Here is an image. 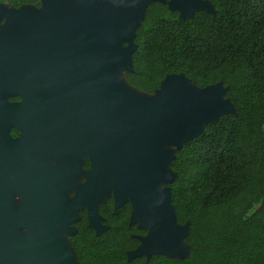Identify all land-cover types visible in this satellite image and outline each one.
Masks as SVG:
<instances>
[{
  "label": "water",
  "instance_id": "obj_1",
  "mask_svg": "<svg viewBox=\"0 0 264 264\" xmlns=\"http://www.w3.org/2000/svg\"><path fill=\"white\" fill-rule=\"evenodd\" d=\"M153 3L182 20L216 15L209 0L0 4V78L7 72L41 76L42 134L52 137L58 154L68 153L75 181L86 179L76 186L59 168L48 169L41 182L9 173L0 148V264H79L68 240L78 231L79 212L86 210L89 227L102 235L109 227L99 208L110 198L115 209L130 203V224L147 232L135 236L140 244L128 261L190 255V224L178 223L172 203L177 174L171 163L208 125L237 111L221 82L200 88L171 74L154 94L128 82L136 32ZM85 160L90 169L79 172ZM16 195L23 197L19 208Z\"/></svg>",
  "mask_w": 264,
  "mask_h": 264
},
{
  "label": "trees",
  "instance_id": "obj_2",
  "mask_svg": "<svg viewBox=\"0 0 264 264\" xmlns=\"http://www.w3.org/2000/svg\"><path fill=\"white\" fill-rule=\"evenodd\" d=\"M216 15L179 18L151 4L136 32L134 72L126 79L154 94L167 75L183 74L200 88L223 83L237 114L208 125L177 152L172 203L190 224L185 259L156 255L128 261L145 231L130 224L132 205L99 208L109 229L97 235L81 213L70 237L79 264H264V0H209ZM40 0H0L11 7ZM255 206H258L255 208Z\"/></svg>",
  "mask_w": 264,
  "mask_h": 264
},
{
  "label": "flooded vegetation",
  "instance_id": "obj_3",
  "mask_svg": "<svg viewBox=\"0 0 264 264\" xmlns=\"http://www.w3.org/2000/svg\"><path fill=\"white\" fill-rule=\"evenodd\" d=\"M48 83L51 84L52 81H48ZM41 84V76L38 74L7 72L0 78L1 155L9 173L28 175L31 179L37 178L41 182L43 174L48 169L59 168L65 173L67 182L74 184V167L68 153L60 151V154H58V145L53 142L52 137L42 134L41 122L44 113L41 111L40 103L42 96ZM48 95H51V93ZM48 114L53 116L54 113L51 111ZM1 160L0 158V165ZM89 169L90 162L85 160L81 163L79 172L88 171ZM79 176L77 179L81 184H84L86 179L84 177L79 178ZM52 179L53 177H51V181ZM62 184L64 182L60 183V185ZM51 185L56 187L57 183L52 182ZM73 196L74 193L70 194V197ZM22 200L21 195L15 196L16 208L21 207ZM83 211L87 213L86 210L80 211V220ZM27 232L24 228L21 234L24 235ZM146 234L145 231V234L140 236ZM70 237L72 236H68L69 242Z\"/></svg>",
  "mask_w": 264,
  "mask_h": 264
},
{
  "label": "rangeland",
  "instance_id": "obj_4",
  "mask_svg": "<svg viewBox=\"0 0 264 264\" xmlns=\"http://www.w3.org/2000/svg\"><path fill=\"white\" fill-rule=\"evenodd\" d=\"M5 5H7V4H5ZM23 6H26V5H23ZM32 6H36V5H32ZM20 7H22V6H20ZM20 7H14V8H20ZM36 7H40V2H39V6H36ZM3 23H4V21H3ZM124 70H122V73L124 74ZM80 178V177H79ZM74 184L76 185V186H78V185H80L81 183L79 182V180L77 179V181H75L74 182ZM71 194H73V192H71ZM256 207H258V206H255V208ZM63 236H68V235H66V234H64Z\"/></svg>",
  "mask_w": 264,
  "mask_h": 264
}]
</instances>
